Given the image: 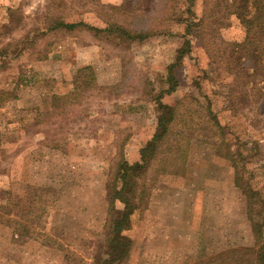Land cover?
I'll return each instance as SVG.
<instances>
[{
  "label": "rangeland",
  "instance_id": "obj_1",
  "mask_svg": "<svg viewBox=\"0 0 264 264\" xmlns=\"http://www.w3.org/2000/svg\"><path fill=\"white\" fill-rule=\"evenodd\" d=\"M121 1L0 0V264H95L105 255L106 184L119 153L135 161L151 137L156 110L146 91L165 87L184 41L179 20L190 12L199 18L204 8L203 0H177L171 21L163 0H142L134 12L126 10L137 0L112 8ZM60 18L94 26L116 21L154 34L125 47L87 30L52 28ZM230 20L229 27L192 35L179 86L164 97L180 102L179 114H190L200 137L193 135L181 172L162 173L153 162L147 206L125 231L133 247L122 264H195L253 246L233 168L190 97L211 101L232 150L241 142L244 153L253 152L257 142L246 174L264 194V99L255 95V109L253 83L243 71L236 78L226 70L229 42L240 35ZM86 65L95 74L89 86L84 76L74 80ZM17 222L29 232L19 235Z\"/></svg>",
  "mask_w": 264,
  "mask_h": 264
},
{
  "label": "trees",
  "instance_id": "obj_2",
  "mask_svg": "<svg viewBox=\"0 0 264 264\" xmlns=\"http://www.w3.org/2000/svg\"><path fill=\"white\" fill-rule=\"evenodd\" d=\"M141 1L137 0L126 11H136ZM128 2L129 0H122L119 6L112 8H122ZM154 2V6H159L155 0ZM203 2L204 8L199 18L190 12L188 17L179 20L184 23V41L177 50L174 61L167 67L163 80L165 87L146 91L156 110V124L151 137L140 147L137 160L130 162L121 152L115 162L112 175L106 184L109 206L105 225V255L95 264H122L127 261L133 240L125 231L130 229L135 212L147 206L152 183L148 174L153 162L157 160L158 171L162 173L181 172L186 163L189 143L193 140V135L197 139L200 137V134H196L198 126L193 124L190 114L186 117L179 114L180 102L170 104L164 101V97L174 93L179 86L178 68L182 64L184 55L191 51L192 35L203 37L219 26L229 27L227 25H230V19H236L240 27V35L229 42L225 59L226 70L234 72L236 78H241L239 74L243 71L249 83H253L251 90L255 91L252 101L255 109L257 102L255 95L261 98L260 100L264 99V0H203ZM166 3L168 8H172L168 18L172 21L175 19L177 0H163L161 6ZM52 28L69 32L87 30L95 38L125 47L141 43L154 34L150 28L134 30L116 21L94 26L81 20L65 21L60 18L55 20ZM82 76L86 78L84 82L88 86L95 80L90 65L77 70L75 82L79 83ZM195 84L199 86L196 78ZM255 84L257 86H254ZM234 87L242 90L238 84ZM190 97L192 101L199 103L198 111L203 113L204 124L214 131L213 139L214 142H218L216 145L218 154L229 160L233 168V182L245 197L246 215L253 236L252 247L222 250L212 256L199 259L195 264H264V194L261 189L252 185L250 178L254 174H246V164L259 155L257 142H253V152L244 153L241 142L232 150L224 137V126L213 110L211 101L202 102L193 94ZM232 103L231 107L235 108L237 104ZM116 203L121 204V207L118 208ZM2 207L0 205V210ZM1 213L0 211V216L3 217ZM17 226L19 235L29 232L25 225L17 222Z\"/></svg>",
  "mask_w": 264,
  "mask_h": 264
}]
</instances>
